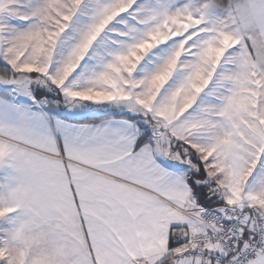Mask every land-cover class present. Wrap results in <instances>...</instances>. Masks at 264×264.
Instances as JSON below:
<instances>
[{
    "label": "snow or ice",
    "instance_id": "1",
    "mask_svg": "<svg viewBox=\"0 0 264 264\" xmlns=\"http://www.w3.org/2000/svg\"><path fill=\"white\" fill-rule=\"evenodd\" d=\"M0 264H264V0H0Z\"/></svg>",
    "mask_w": 264,
    "mask_h": 264
}]
</instances>
